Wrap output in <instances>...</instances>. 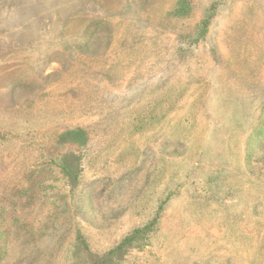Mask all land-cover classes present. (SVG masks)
I'll use <instances>...</instances> for the list:
<instances>
[{"label": "rangeland", "instance_id": "1", "mask_svg": "<svg viewBox=\"0 0 264 264\" xmlns=\"http://www.w3.org/2000/svg\"><path fill=\"white\" fill-rule=\"evenodd\" d=\"M153 219L121 264H264V0H0V264Z\"/></svg>", "mask_w": 264, "mask_h": 264}, {"label": "trees", "instance_id": "2", "mask_svg": "<svg viewBox=\"0 0 264 264\" xmlns=\"http://www.w3.org/2000/svg\"><path fill=\"white\" fill-rule=\"evenodd\" d=\"M209 24L208 20L204 21L201 34L197 38L191 39L189 41L190 45L198 44L200 42V38L202 37L203 39L206 38L205 35H207L206 32L209 28ZM62 137L70 143L80 142L79 144H86L87 142V133L82 129H71L65 132ZM76 157L77 156L73 152H59L51 159L52 164L55 165V167H57L65 176L70 178L73 183H76L79 176ZM155 225L156 219H153L143 227L134 229L116 246L101 255L95 254L91 250L87 240L81 235V232L77 231V239L72 250L74 260L73 264H77L80 260H84V264H121L122 256L125 251L130 248L133 243L138 241L139 238L144 237L145 234L152 231Z\"/></svg>", "mask_w": 264, "mask_h": 264}]
</instances>
